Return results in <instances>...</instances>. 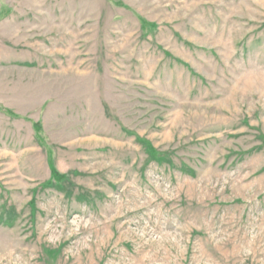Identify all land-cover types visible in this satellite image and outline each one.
I'll return each instance as SVG.
<instances>
[{
  "label": "rangeland",
  "instance_id": "rangeland-1",
  "mask_svg": "<svg viewBox=\"0 0 264 264\" xmlns=\"http://www.w3.org/2000/svg\"><path fill=\"white\" fill-rule=\"evenodd\" d=\"M0 264H264V0H0Z\"/></svg>",
  "mask_w": 264,
  "mask_h": 264
},
{
  "label": "trees",
  "instance_id": "trees-1",
  "mask_svg": "<svg viewBox=\"0 0 264 264\" xmlns=\"http://www.w3.org/2000/svg\"><path fill=\"white\" fill-rule=\"evenodd\" d=\"M52 173L54 174L55 177H56V176H59V175L57 174V171H56L55 169H52Z\"/></svg>",
  "mask_w": 264,
  "mask_h": 264
}]
</instances>
